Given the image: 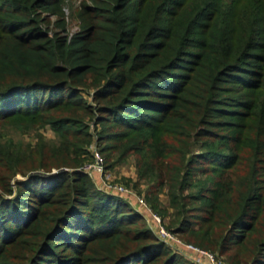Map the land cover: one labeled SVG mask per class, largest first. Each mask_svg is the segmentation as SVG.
<instances>
[{
  "label": "trees",
  "instance_id": "1",
  "mask_svg": "<svg viewBox=\"0 0 264 264\" xmlns=\"http://www.w3.org/2000/svg\"><path fill=\"white\" fill-rule=\"evenodd\" d=\"M89 2L70 34L64 0H0V124L47 125L59 140L33 151L0 143V264L180 262L136 209L80 171L94 140L86 118L103 126L99 145L117 144L102 153L130 149L139 176L167 190L180 219L170 232L229 264H264V108L247 123L251 105L220 98L225 78L245 84L236 71L264 48V30L259 45L221 0L201 3H214L205 28L217 34L205 43L191 25L195 12L185 14L189 26H171L177 0ZM254 59L264 65V55ZM247 84L251 96L254 83ZM218 129L234 134L224 138L228 153L190 152L194 139L202 148L219 139ZM241 163L250 171L239 177ZM198 166L217 180L208 196L184 195ZM38 170L47 175L30 174ZM189 200L202 202L200 215L187 217Z\"/></svg>",
  "mask_w": 264,
  "mask_h": 264
},
{
  "label": "rangeland",
  "instance_id": "2",
  "mask_svg": "<svg viewBox=\"0 0 264 264\" xmlns=\"http://www.w3.org/2000/svg\"><path fill=\"white\" fill-rule=\"evenodd\" d=\"M203 0H177L175 4H172L169 8L170 14L178 13L177 18H173L171 21V26L173 29H182L183 27H187L188 21L186 19L187 13L195 12V16L193 17L191 24L192 26L197 27L195 30L198 34L197 37L205 43L208 38L207 35L210 33L215 36L217 33H211L210 30H206L205 27H208L211 22H209V18L213 14L211 11V6L214 5L208 4L206 7L201 6ZM81 2H87L89 4V0H64L63 3V11L66 17L67 29L71 34L77 29V22L75 20V15ZM222 4H228L227 8L237 9L236 13L239 15L237 27L238 29L245 31H253L255 41L259 43V45L263 44L261 38L257 36L261 34L264 30V0H221ZM182 6V10L180 9ZM234 11V10H233ZM191 16V15H188ZM256 19V21H255ZM166 21H168V16L166 15ZM228 20V19H227ZM189 26V25H188ZM229 43L224 44L223 47H227ZM252 46V45H251ZM244 49L243 43L240 46ZM248 49V48H247ZM247 51V50H246ZM248 57H252L253 60H249L246 62H242V66H239V70L237 69L236 74L238 77L245 80L244 85L234 84L232 83L234 80L232 78H225V84L221 86V97L231 104L232 102L243 103L251 105L250 114L246 118L247 123H251L252 119H254L253 114L258 112L260 109L264 108V65H260L256 58V55L262 57L264 55V48H259V50H253L250 52ZM242 55V54H241ZM255 55V56H254ZM245 59L244 57H241ZM248 83H254L253 88L254 94L249 96L248 93L251 89L246 88ZM246 86V87H245ZM223 95V97H222ZM89 104H91V100L89 98H85ZM239 105V104H233ZM233 108L236 112H243L241 108ZM85 122L90 125V132L94 136L93 147L95 150L101 155L103 159V173L101 175L95 174H87L83 171V173L87 174L92 183L95 185L96 189L106 195L118 197L121 200L125 201L129 205H131L134 209L137 207L134 200L136 198L143 199L151 212L142 211V209H136L138 212L144 217V223L147 228L153 231L156 235L159 227L169 231V228L177 223L180 219L176 218V212L170 208L169 199L167 197V190L164 188H157L156 182L149 177L141 178L139 176V169L137 167V155L131 152L128 148H122L121 150H109L106 152H101L104 150V145H108L109 147L117 146L114 142H104L99 145L97 135L101 133L103 126H96L95 129L92 123L89 121V118L85 119ZM109 127V126H108ZM116 127H109L107 132H116ZM144 138H148V132L144 133ZM214 134L219 139L210 140L209 147L202 148L199 144H197V139L191 141L190 152L193 155H200L207 151L209 148L217 149L218 153H228L233 145L225 140L226 137L234 136L230 131L226 129H218L214 130ZM0 143L4 145L15 146V148H21L26 150H37V149H51L58 145L59 140L57 134H55L51 129L45 126H35L33 128L24 127L18 121H15L13 124L11 123H2L0 124ZM90 147V146H89ZM89 147H87V152H89ZM126 147V146H124ZM243 151L249 152V147L246 146L243 148ZM91 156V157H90ZM93 159L92 155H87L85 160L80 168L84 165H92ZM245 163H241L238 166L237 173L238 176L241 177L242 174L249 173L250 170H247L244 166ZM207 167V166H206ZM197 169H203L201 166H198L196 170L191 171L190 181L191 187L185 191L184 195H198L201 194L204 196H208V191L211 190L213 183L217 180V177L208 172H202ZM251 170L255 173H258L259 166L257 164L253 165ZM57 170H52L50 174H56ZM30 174L45 176L47 173L43 171H35ZM256 176H258L256 174ZM17 180L22 179L20 175H17ZM113 186H121L126 190L131 192L134 196L128 195H118L108 191V187ZM202 202L195 201H187V208L185 210V214L187 217H195L200 215L199 209L202 207ZM153 215H156L160 219V225L155 222L153 219ZM170 232V231H169ZM172 233V232H171ZM157 237V236H156ZM158 239V237H157ZM178 241L187 245L182 238L177 237ZM160 240V239H158ZM162 242V241H161ZM165 246L170 250V252L175 255L180 262L178 264H210L208 259L205 256L196 254L190 250H187L182 244H179L174 241H169V243L165 244ZM213 255L219 261L229 264L226 257L219 256L217 252L211 253L206 252ZM2 264H16V262L12 260H4L1 262ZM19 264V263H17Z\"/></svg>",
  "mask_w": 264,
  "mask_h": 264
},
{
  "label": "built area",
  "instance_id": "3",
  "mask_svg": "<svg viewBox=\"0 0 264 264\" xmlns=\"http://www.w3.org/2000/svg\"><path fill=\"white\" fill-rule=\"evenodd\" d=\"M89 152H90V155H92L93 163H92V165H90V164L84 165L82 168H80V171H82V172L84 171L89 175H91V174L101 175L103 173V159L101 158V155L95 150L93 145H90ZM108 191L111 193H114V194H118V195L134 196L133 194H131V192H129L128 190H126L124 187H121V186L108 187ZM134 197H135L134 202L136 204L135 207H137L138 209H142V211L151 212L143 199H140L138 197L136 198V196H134ZM153 219L155 220V222L157 224L160 225L161 221L156 215H153ZM156 236L164 244L169 243V241H174V242H177L179 244H182V246H184L187 250H190L196 254L205 256L208 259L210 264H225V263L219 261L218 259H216L213 255H211L209 253L201 251V250H199V249H197L191 245H185V244L181 243L180 241H178L177 236L175 234L163 229L162 227L158 228Z\"/></svg>",
  "mask_w": 264,
  "mask_h": 264
}]
</instances>
